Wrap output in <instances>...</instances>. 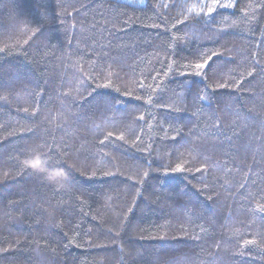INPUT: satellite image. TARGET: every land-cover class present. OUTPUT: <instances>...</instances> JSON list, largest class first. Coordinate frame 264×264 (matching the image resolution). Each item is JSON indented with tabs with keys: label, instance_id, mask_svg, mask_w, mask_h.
<instances>
[{
	"label": "trees",
	"instance_id": "16d2710c",
	"mask_svg": "<svg viewBox=\"0 0 264 264\" xmlns=\"http://www.w3.org/2000/svg\"><path fill=\"white\" fill-rule=\"evenodd\" d=\"M211 3L0 0V264H264V0Z\"/></svg>",
	"mask_w": 264,
	"mask_h": 264
},
{
	"label": "snow or ice",
	"instance_id": "6c2138e0",
	"mask_svg": "<svg viewBox=\"0 0 264 264\" xmlns=\"http://www.w3.org/2000/svg\"><path fill=\"white\" fill-rule=\"evenodd\" d=\"M233 6L234 5L232 3H224V4H221L220 3V0H212V3L211 4H209V5H202L201 6V12H203L204 7H207V14H210L213 11H215V9L217 7H233ZM197 15H199V13H197ZM213 55H215V53ZM209 59H211V57H209ZM206 66H207V61H205L204 63L196 64L195 65V68L196 69H204ZM196 74L199 75V72H197ZM141 119H142V117H141ZM109 135H111V133H109ZM43 163L44 164H48V161L45 160ZM177 170H179V169H177Z\"/></svg>",
	"mask_w": 264,
	"mask_h": 264
}]
</instances>
